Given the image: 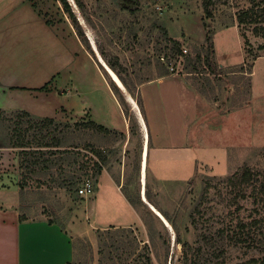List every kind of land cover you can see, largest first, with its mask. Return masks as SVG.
Masks as SVG:
<instances>
[{"label": "rangeland", "instance_id": "1", "mask_svg": "<svg viewBox=\"0 0 264 264\" xmlns=\"http://www.w3.org/2000/svg\"><path fill=\"white\" fill-rule=\"evenodd\" d=\"M27 1L45 22L76 35V26L57 0ZM67 1L83 31L82 42L77 37L83 50L98 65L109 86L119 89L127 106L130 93L124 85L123 90L111 80L99 61L106 65L107 61L114 63L116 71L131 87L159 73L171 74L172 66L175 71L172 75L185 77L203 97L204 115L210 118V123L206 120L200 124L199 102L186 91L179 116L188 123L186 144L170 153L157 150L148 142L142 178L144 132L134 116L139 109L132 113L129 106L132 121L137 124L134 123V133L129 130L128 139L121 133L96 132L87 126L89 120L84 115L69 116L63 107L57 108L56 117L35 116L25 108L38 102L39 108L61 103L64 100L58 97L62 94L59 89L69 86L70 78L63 72L54 74L48 66L52 63L50 59L44 61L35 77L21 79L19 71L13 69L5 73V81L28 80L40 85L32 89L35 99L22 94L24 88L0 85V189L13 193L8 192L11 201L19 197L21 211L29 220L52 219L69 232L72 264H140L147 255L152 264H181L182 248L177 237L189 243L191 259L197 264L216 263L219 258L215 257V244H202L203 257L199 260L200 236H216L221 227L254 220L256 223L250 225L244 242L226 246L224 257L231 264L264 257V190L260 188L264 179V37L261 36L264 28L257 35L255 24L237 27L248 52L246 64L219 67L213 40L217 30L237 24L238 13L247 9L252 0H210L208 16L202 7L205 0H79L82 8L74 0ZM203 21L213 31L210 68L203 61L208 52ZM257 27H264V22ZM168 39L179 44L182 55L172 56ZM230 43L227 52L236 61L241 56L237 39L234 37ZM197 52L201 53L200 65L199 61L193 62L196 68L190 65L189 73L185 72L186 56L194 59ZM18 60L15 58L13 62ZM84 74L82 70L77 78ZM45 85L44 90H39ZM37 93H41L38 102ZM44 118L53 119L54 124L43 129L40 120ZM15 130L24 134V141L30 142L33 149L44 153L37 159L35 173L19 170V148L9 147ZM45 133L62 140L60 152H53V148L45 152V148L37 147ZM96 151L106 159L102 170L112 174L115 181L120 175L121 189L134 201L136 219L126 202L120 205L108 197L105 186L99 187L95 209L90 210L91 196L79 194L88 183L96 188L100 176H95ZM119 165L124 166L122 171ZM245 166L257 176L251 184L260 193L255 199L249 196L251 188L243 198L224 182ZM19 183L24 185L21 195ZM129 222L130 225H122ZM103 224L109 226L96 227Z\"/></svg>", "mask_w": 264, "mask_h": 264}, {"label": "crops", "instance_id": "2", "mask_svg": "<svg viewBox=\"0 0 264 264\" xmlns=\"http://www.w3.org/2000/svg\"><path fill=\"white\" fill-rule=\"evenodd\" d=\"M234 37L241 51V56L236 61L227 52ZM213 40L215 60L219 67L234 66L244 62L245 53L237 24L217 30ZM15 58L19 59L16 63L13 62ZM49 59L52 63L48 66L54 74L63 72L70 78L71 84L59 89L62 94L58 97L63 98L64 101L50 107L39 108L38 98L41 93H37L38 103L35 102L33 106H28L30 104L28 103V108L25 110L39 117H56L57 108L63 107L69 116L80 118L84 115L86 120L103 126L111 133H121L125 139H128L129 121L102 71L87 57L74 32L70 30L63 32L55 25L47 24L27 0H0V85L27 89L22 90V94L32 97L34 91L32 89H37L40 84L28 80L25 83L5 81L3 76L5 77L6 72L15 69L19 71L21 79L35 77L42 69L44 61ZM82 70L85 74L78 79L77 73H81ZM186 91H190L194 100L199 102V111H201L199 114L202 115L199 116L200 124L206 123V120L210 123V118L204 115L206 112L203 111L205 108L203 97L185 77L169 74L145 81L137 87L142 99L144 115L140 114V110L134 113L139 108L131 97L136 108L130 101L129 106L131 112L136 114L134 116L140 131L144 132L143 146L144 143L150 142L157 150L170 153L183 148L188 137V123L182 122L179 116L181 106L185 102ZM122 167L124 168L123 165ZM122 167L119 165V170L122 171ZM99 175L95 192L93 196L91 195L93 201L90 202V210L96 207L94 201L98 198L99 187L105 186L109 190L108 197L115 199V203L119 202L120 205L126 202L136 219L134 208L123 195L120 175L116 176V181L106 169L101 170ZM8 192L11 193L10 190L0 189V264L71 262L73 246L69 232L56 223L49 224L43 218L20 222L19 197L11 201ZM130 224L129 222L122 225ZM106 226L109 225L96 227Z\"/></svg>", "mask_w": 264, "mask_h": 264}, {"label": "trees", "instance_id": "3", "mask_svg": "<svg viewBox=\"0 0 264 264\" xmlns=\"http://www.w3.org/2000/svg\"><path fill=\"white\" fill-rule=\"evenodd\" d=\"M57 1L61 4L62 9L65 12V14L67 15V17L70 18L71 21L73 22V24L76 26V30H75L76 35L82 42V39H84L83 31L81 30V28L79 26H77V22L75 21L74 13L72 12V8L68 4V1L67 0H57ZM74 1L78 5L79 8L83 7L82 3L79 0H74ZM210 3H211L210 0H205V1H203V4H202L203 11L207 14V16L210 14L209 13ZM260 22H264V0H260V1L252 0L250 2V6L247 9H245L244 11H240V13H238V15L236 17L237 27L240 26L241 24H245V23L255 24L254 32L257 35L260 34V31L262 30V28H264V27H257V24H259ZM46 23L49 25H52L48 21ZM203 26H204V29L206 30L205 42L207 43L206 50L208 51L207 53L204 54L203 61L207 64V67L210 68L212 63H213L211 57H212V55H214V46H213V41H212L213 31H211L208 28V26L205 24L204 21H203ZM261 36L264 37V34ZM168 42H170L172 44V46H171L172 56L182 55V51L180 50V46L176 41H174L172 39H168ZM245 42H247V41H245ZM243 50L245 53V58H244L243 63L246 64V62L248 60V52L245 50L244 47H243ZM200 55H201V53H199V52L195 53L193 56L194 59H191L189 56H186L187 64L184 67L185 72L187 70H190L189 69L190 65H192V69L196 68L193 65L194 64L193 62L198 63V61H199V65H200V62H201ZM107 65L109 66V68H111L113 71L116 72V75L120 79L121 83L124 85V87L130 93L131 97L136 101L137 106H138L141 114L144 115L142 99L137 92V87L143 82H140L137 85H133L131 87L129 85V83L127 82V80L124 77H121L119 75L120 73H118L116 71V65L114 63L107 61ZM161 65H162V63H161ZM162 66L164 67V70L167 71V67H165L164 65H162ZM160 70H162V69H160ZM162 72H163V70H162ZM187 72L189 73V71H187ZM165 75H169V72L167 71V72L159 73L157 77H162ZM44 88H46V85L39 88V90H44ZM110 88H111L113 94L115 95L116 99L118 100L126 119L129 121L130 133H134L135 129H136L135 125H134L135 121H132L133 116L131 115V113H129L130 112L129 106H127V104L125 103L119 89L116 86L110 85ZM20 114L23 116H28L27 113H25V112H21ZM40 121H41L40 127H43V129L44 128L47 129V125L54 124V120L50 119V118H44V119H41ZM132 124L134 127L132 126ZM34 126H36V125H34ZM87 126L92 128L96 132H100V133L102 132L105 134H109V133L110 134H117L115 132L111 133L110 131L105 129L103 126L97 125L91 121H88ZM14 134H15L14 138H12V137L10 138L9 147L11 146V147L19 148V157L21 159L19 161V166H18L19 170H22V172L27 170V172H29V173H35L34 166L38 165L37 159L42 157L44 153L42 151H37V150L33 149V147L30 146V144H31L30 142L28 143L27 141H24V139H25L24 134L19 135V132H17L16 130L14 131ZM48 135H49V133H45V135L41 137V142L37 143V147L45 148V150H47L45 152H48L51 148L54 149L53 152H60L61 151L60 148L62 147V140L60 138L54 136V135H52L51 137H48ZM96 153L98 154V161H97L98 163L95 164L96 165L95 176H98L101 173L102 164L106 161V159L101 154V152L96 151ZM256 177H257L256 174L253 173L249 167L245 166V167L241 168L240 170L232 173L228 178H226L224 180V182L226 184H228L229 186H231L235 191H237L236 192L237 194L242 195L243 198H246L245 194H246L247 190L249 188H251L252 190H251V194L249 196H252L255 199L259 196L258 195L259 191H257V193H256L254 186L251 184L256 181ZM18 187H19V190H18L19 195H21L23 192V188H24L23 183H19ZM260 188L262 190H264V179L260 185ZM122 192H123V195L125 196L126 200L129 202V204L133 208H135L134 201L130 198V196L126 192H124L123 190H122ZM19 212H20V215H19V221L20 222L28 219L21 211L20 201H19ZM163 216L167 219L166 215L163 214ZM47 222L49 224L56 223L52 219H47ZM255 223H256L255 220L251 221L249 223L239 221V222L235 223L234 226L219 228L217 233H216V236L213 235L212 237H210V235H201L199 238V247L197 250V251H199V260H200V258L202 259V257H203V256H201L202 244H204V245H208V244L214 245L215 244V245H217V248H216L217 251H215V253H216L215 257L219 258V262L217 261L216 263H211V264H231V263H227L225 260L226 259L224 257L225 253H226L225 247L228 245H235V244L243 243L245 238L248 237L245 235L248 234V229L251 227L250 225H255ZM171 225L173 226V224H171ZM177 243L180 244L181 248H182L181 264H197L196 260L191 259V257L193 255H190L191 246L189 245V243L186 241H182L179 237H177ZM138 257H139V255H138ZM66 264H72V263L67 262ZM140 264H152L151 258L148 255L145 256L144 262H142ZM199 264H202L201 261H199ZM205 264H210V263L206 262ZM234 264H264V257H262V258L252 257V258H249L245 261H242L239 263H234Z\"/></svg>", "mask_w": 264, "mask_h": 264}, {"label": "bare ground", "instance_id": "4", "mask_svg": "<svg viewBox=\"0 0 264 264\" xmlns=\"http://www.w3.org/2000/svg\"><path fill=\"white\" fill-rule=\"evenodd\" d=\"M96 48V47H95ZM93 49V48H92ZM97 54V53H96ZM99 58V57H98ZM102 63V67L104 68V70L107 72V74L109 75V77L111 78V80L121 89L124 90L123 84L121 83L120 79L117 77V75L112 71L111 68H109L108 65H106L102 60L99 61ZM100 63V64H101ZM128 97V95H127ZM130 103H132V105H134V107L136 108V105L132 102V100L130 98H128ZM144 130V129H143ZM148 138V137H147ZM145 140V138H144ZM148 142V141H147ZM147 151H148V144L144 143L143 146V151H142V159H141V174H142V178L145 175V170H146V161H147ZM141 177V176H140ZM145 183V182H144ZM142 190V198L143 200H145V192H144V188L141 189ZM155 212H157V210H155ZM157 214H159V217H161L163 219V221L166 223L165 219L162 217V214H160L159 212H157ZM167 224V223H166ZM168 225V224H167Z\"/></svg>", "mask_w": 264, "mask_h": 264}, {"label": "built area", "instance_id": "5", "mask_svg": "<svg viewBox=\"0 0 264 264\" xmlns=\"http://www.w3.org/2000/svg\"><path fill=\"white\" fill-rule=\"evenodd\" d=\"M169 71L171 74L175 72L172 66L169 67ZM94 191L95 188L93 187V185L88 183L79 190V194L82 196H91L94 193Z\"/></svg>", "mask_w": 264, "mask_h": 264}, {"label": "water", "instance_id": "6", "mask_svg": "<svg viewBox=\"0 0 264 264\" xmlns=\"http://www.w3.org/2000/svg\"><path fill=\"white\" fill-rule=\"evenodd\" d=\"M153 209V208H152ZM157 214V213H156ZM159 216V214H157Z\"/></svg>", "mask_w": 264, "mask_h": 264}]
</instances>
